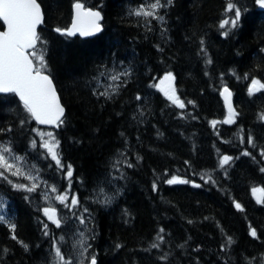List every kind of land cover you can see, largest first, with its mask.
<instances>
[{"label":"trees","instance_id":"obj_1","mask_svg":"<svg viewBox=\"0 0 264 264\" xmlns=\"http://www.w3.org/2000/svg\"><path fill=\"white\" fill-rule=\"evenodd\" d=\"M38 1L45 24L37 49L66 116L43 129L15 95H0V143L38 169L52 196L67 192L80 203L70 210L57 202L58 228L44 215L41 188H16L33 182L5 172L0 264H54V244L75 264L74 237L83 229L87 257L97 264H264V192L253 193L264 189V89L248 92L253 79L264 83V9L255 0H231L241 17L236 27L221 28L234 18L230 0H161L166 6L156 14L163 20L132 14L154 0ZM77 2L102 13L96 37L56 31L71 25ZM169 72L183 109L158 87ZM109 85H118L114 94ZM225 86L234 95V123H224ZM106 90L111 98L100 95ZM41 132L59 140L63 168L41 146ZM223 156L233 159L221 167ZM173 176L189 183L170 185Z\"/></svg>","mask_w":264,"mask_h":264},{"label":"snow or ice","instance_id":"obj_2","mask_svg":"<svg viewBox=\"0 0 264 264\" xmlns=\"http://www.w3.org/2000/svg\"><path fill=\"white\" fill-rule=\"evenodd\" d=\"M255 2L264 8V0H255ZM172 0H167V4H171ZM165 4L161 3V0H154V2L147 6L141 5L140 8L133 11L135 16H143L145 18L152 17L154 19L163 20V16H158L156 10L165 7ZM75 17L72 22V26L68 29L57 28V32L66 34L67 36H74L79 33L81 36H91L95 33H99L102 28L100 20L102 19L99 11H93L92 9H85L84 5L77 2L74 5ZM227 11L234 12V18L231 20L225 19L221 22L220 27L224 28L226 25L231 24L232 27H236L241 17V10L236 7L234 3L230 2L227 4ZM43 12L38 0H0V21L3 22L5 30L0 31V93H14L19 97V100L23 104L24 111L28 114L31 119H34L37 123L43 125H56L59 127L63 124L62 117L64 116V107L61 105L59 98L56 93V89L53 85V81L50 75L45 74L47 70V64L45 61V54L42 49L38 50L37 45L43 43L41 37L37 31L40 24L43 23ZM228 33L225 32L224 35ZM203 43V41H201ZM31 50V51H29ZM211 63V60L208 61ZM103 75V73H102ZM120 75H127L122 73ZM120 75H112L110 79L117 81L120 79ZM175 77L171 72L167 73L160 81V87L165 97L175 106L183 109L185 103L177 95V90L174 86ZM114 94L117 91L118 85L113 87L109 85ZM264 89V83L259 80L253 79L251 86L248 89L250 95ZM100 95L111 98L109 92L106 90L101 92ZM221 95L225 99V103L228 107V117L224 123H234L235 117L238 113L232 107L231 96L232 93L227 86L223 88ZM137 99H140L138 96ZM189 103H192L189 101ZM264 119V116L261 117ZM25 121H21V124ZM217 122L212 121L213 126ZM2 131V130H0ZM10 131V129H9ZM42 138L41 146L47 150L51 159L55 161L56 165L63 168L64 165L61 163L59 154V140L55 138L53 133H38ZM47 135L48 140H43V137ZM249 144H253L251 137H248ZM32 146H36V142H32ZM12 150L3 144H0V178L8 179L5 172H9L12 176H23L25 179L31 181H37L38 176H33L30 172L25 173L20 166L15 163L9 162V159L13 161L22 160V157L12 156ZM7 154V155H6ZM244 155H250L249 152L245 151ZM264 156V152L261 153ZM233 158L230 156H223L220 161L221 167L228 164ZM131 167V165H129ZM264 171V169H261ZM73 175L72 166H67L66 176L71 178ZM203 179V177H202ZM211 179V177H209ZM11 183V181H9ZM168 184L176 183H189L187 180L180 179L179 177L173 176L171 179L166 181ZM16 188L24 189L28 192H33L40 187L39 183L33 182L31 186L24 184H15ZM199 187L200 185H195ZM71 185L69 184V188ZM155 184L153 188L155 189ZM56 192L57 189L53 186L51 189ZM264 192V189H253V193ZM45 199H48L45 194ZM57 201L63 204L65 207L71 208L78 206L80 201L77 196H71L69 201L68 193L57 195L55 197ZM109 202V201H105ZM258 202L264 203V200H258ZM235 207L243 211L242 206L239 203H235ZM44 215L51 221L56 227L61 226V220L58 218L57 209L54 207H45L43 209ZM87 211V209H85ZM2 219V217H0ZM81 224L85 223L83 216L79 217ZM12 229H15V225H11ZM47 229V224H45ZM164 230L160 229L162 233ZM45 231V235H47ZM250 235L256 237V230L251 229ZM81 237H84V233H80ZM13 239H16L13 236ZM163 236L158 235L157 240L162 243ZM63 240V237H61ZM160 243H153L152 248H159ZM233 240L228 237L227 244L231 245ZM79 246V256L81 257L79 264H84V260L88 259V264H97L95 255L90 258L85 256L90 245L87 243V239H81L76 242ZM27 248V245H24ZM120 247V245H117ZM55 259L54 264H73L71 258H65V255L61 251V247L54 244ZM161 259H167V256H162Z\"/></svg>","mask_w":264,"mask_h":264},{"label":"rangeland","instance_id":"obj_3","mask_svg":"<svg viewBox=\"0 0 264 264\" xmlns=\"http://www.w3.org/2000/svg\"><path fill=\"white\" fill-rule=\"evenodd\" d=\"M160 85V83H159ZM165 85H160V87H163ZM3 145H6L5 143H0ZM8 146V145H6ZM9 147V146H8ZM7 155V154H6ZM12 156H17V157H21L18 156L17 154H15L13 151L11 152ZM9 162L11 163H15L17 166H20L22 168V170L27 174V173H31L33 176H38V180L37 181H32V182H36L40 184V188L41 190H44L45 194H47L48 199H44L46 202V207H54L57 209V215L59 218V210H58V201L55 199V197L57 195H53L50 191V186L46 185L42 180L41 177L39 176V171L38 169L32 165V163H29L27 160H25L24 158L22 160H17V161H13L11 159H9ZM5 203V200L3 199V197H0V207L3 206V204ZM83 232L84 233V237L80 236V233ZM81 239H87V243H89V237L87 235V232L83 229V230H78L76 232V235L74 237V248H75V257H74V262L75 264H79V261L81 259V257L79 256V246L76 244L77 241L81 240ZM85 256L87 257V253H85ZM84 264H87V259L84 260Z\"/></svg>","mask_w":264,"mask_h":264},{"label":"water","instance_id":"obj_4","mask_svg":"<svg viewBox=\"0 0 264 264\" xmlns=\"http://www.w3.org/2000/svg\"><path fill=\"white\" fill-rule=\"evenodd\" d=\"M38 3H40L39 1H38ZM82 4V3H81ZM41 5V4H40ZM84 5V4H83ZM85 7V6H84ZM41 9H42V12H43V17H44V19H43V23L42 24H40L39 26H38V28H37V31H38V33H39V30H40V28L42 27V26H44V24H45V13H44V9H43V7H42V5H41ZM85 9H91V8H86L85 7ZM93 10V9H92ZM93 11H99V10H93ZM100 12V11H99ZM101 13V12H100ZM74 17H75V8L73 7V18H72V22H73V19H74ZM101 17H102V19L100 20V24H101V28H102V22H103V15H102V13H101ZM72 22H71V25L68 27V28H70L71 26H72ZM67 28V29H68ZM4 30H5V26H4ZM3 31V30H2ZM102 32V30L99 32V33H95V34H93V35H91V36H81L79 33H77L76 35H74V36H68V37H71V38H74V37H80V38H83V39H88V38H94V37H96L97 35H99L100 33ZM66 35V34H65ZM29 51H31V50H29ZM46 74V73H45ZM50 78L52 79V81H53V85H54V87H55V89H56V93H57V96H58V98H59V101H60V103H61V105L64 107V116L62 117V119H64L65 118V116H66V107L64 106V104H63V101H62V98H61V95H60V93H59V91H58V88H57V85H56V83H55V81L53 80V78L50 76ZM229 90L231 91V93H232V96H231V104H232V107L235 109V104H234V99H233V92H232V90L229 88ZM11 94H14V93H0V95H11ZM18 99H19V97L16 95V94H14ZM223 97V96H222ZM223 100H224V103H225V99H224V97H223ZM20 101V100H19ZM21 102V101H20ZM225 107H226V109H227V112H228V107H227V105H226V103H225ZM236 111V110H235ZM35 121V120H34ZM36 122V121H35ZM37 123V122H36ZM38 124V126H40V127H42V128H56L57 126L56 125H43V124H39V123H37Z\"/></svg>","mask_w":264,"mask_h":264}]
</instances>
